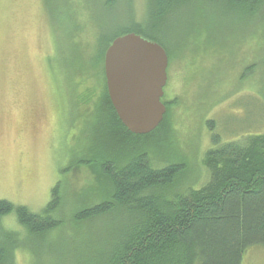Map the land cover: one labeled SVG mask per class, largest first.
Here are the masks:
<instances>
[{"label": "rangeland", "instance_id": "374dc122", "mask_svg": "<svg viewBox=\"0 0 264 264\" xmlns=\"http://www.w3.org/2000/svg\"><path fill=\"white\" fill-rule=\"evenodd\" d=\"M146 5L147 0H115L111 7L104 0H0V199L38 213L63 177L69 216L101 200L93 196L76 204V193L93 189L96 179L74 162L104 126L95 125L105 75L98 39L132 14L142 19ZM193 5L173 15L165 29L171 38L170 101L151 157L158 166H185L169 196L209 182L205 159L215 136L226 143L264 135V9L251 21L213 4L201 9L199 2L192 14ZM99 186L104 191V182ZM68 224L67 235H74L76 226ZM19 228L13 214L0 220V231ZM18 256L21 264L30 263L28 255ZM52 256L46 264H58ZM69 262L66 256L63 264ZM243 264H264V245L249 248Z\"/></svg>", "mask_w": 264, "mask_h": 264}, {"label": "trees", "instance_id": "16d2710c", "mask_svg": "<svg viewBox=\"0 0 264 264\" xmlns=\"http://www.w3.org/2000/svg\"><path fill=\"white\" fill-rule=\"evenodd\" d=\"M104 1L111 7L115 0ZM198 2L201 9L213 4L241 20L253 21L264 9V0H147L142 19L132 14L117 31L99 36L100 60L115 38L132 32L159 42L170 57L165 29L186 5L194 4L192 14H197ZM104 76L95 119L97 126L104 121L102 134L94 132L93 146L80 149L85 152L79 158L74 155L98 184L78 191L76 204L93 196L101 200L69 216V184L63 177L38 213L0 199V220L13 214L20 226L0 231V264H21L20 252L28 255L29 264H46L51 255L58 264L66 256L70 264H243L249 248L264 245V135L226 143L215 136L205 159L209 182L169 196L185 166L153 162L151 152L166 120L148 134L130 131L116 113ZM68 221L77 228L74 235H67Z\"/></svg>", "mask_w": 264, "mask_h": 264}, {"label": "water", "instance_id": "95a60500", "mask_svg": "<svg viewBox=\"0 0 264 264\" xmlns=\"http://www.w3.org/2000/svg\"><path fill=\"white\" fill-rule=\"evenodd\" d=\"M169 56L159 42L136 33L115 38L104 56L110 100L123 124L135 134H148L163 121L161 101Z\"/></svg>", "mask_w": 264, "mask_h": 264}, {"label": "flooded vegetation", "instance_id": "af4514ba", "mask_svg": "<svg viewBox=\"0 0 264 264\" xmlns=\"http://www.w3.org/2000/svg\"><path fill=\"white\" fill-rule=\"evenodd\" d=\"M168 69H169V68H167V81H166V84H165V86H164V95H163V97L161 98V101L165 104L166 108H168V103H169V101H170V100L165 99V97H166V95H167L166 88H167V86H168V84H169V73H168ZM165 115H166V113H165ZM165 115H164V118H165ZM164 118H163V120H164Z\"/></svg>", "mask_w": 264, "mask_h": 264}]
</instances>
